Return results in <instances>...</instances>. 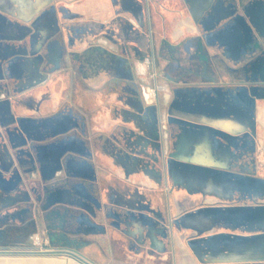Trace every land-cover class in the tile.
I'll return each mask as SVG.
<instances>
[{"label":"crops","instance_id":"obj_1","mask_svg":"<svg viewBox=\"0 0 264 264\" xmlns=\"http://www.w3.org/2000/svg\"><path fill=\"white\" fill-rule=\"evenodd\" d=\"M54 1L0 0V77L9 81L3 90L12 93L5 99V119L0 111V124H8L7 118L16 112L30 118L23 123L38 144L45 146L50 137L68 140L69 171L74 179L59 199L94 209L97 200L86 188L99 184L106 191L103 203L113 205L104 215L112 221L117 237L103 234L90 244L81 242L79 236H54L52 248L75 250L93 264H134L137 244L145 239L154 250H161L164 245L158 241L155 224L141 213L146 200L140 189L158 187L162 178H167L172 194L179 199L175 226L185 257L191 254L195 264H264V57H260L264 53V0H177L188 15L187 21L178 25L175 17H169L173 12L165 8L168 15L162 29L170 27L175 40L211 46L228 67L188 70L182 75L197 78L182 80L175 102L165 99V117L179 130L164 154L161 171L153 162L159 105H144L131 88L118 86L112 95L102 94L103 110L97 120L102 161L99 182L92 179L97 174L92 163V140L97 133L87 127L82 130L78 117L60 114L55 94L49 104L50 115L45 114L44 95L38 94L47 84L43 76L63 75L57 69L46 74L41 67L45 57L58 62L63 54L62 24L38 20L43 11L54 7ZM65 1L70 7L66 20L70 23L76 16L71 7H77V0ZM115 1L117 7H129L133 13L138 12L135 7H141L138 0ZM85 2L84 7L99 13L107 7L101 1ZM151 5L176 7V2L151 0ZM163 34L161 38L166 36L164 30ZM63 40L66 44L70 38ZM185 51L188 53V48ZM248 59L256 63L243 71L239 66ZM54 79L52 91H57L63 79ZM83 84L79 98H84L88 86L86 81ZM75 107L81 110L87 106L78 99ZM46 116L50 122L58 116L56 131L40 128L38 121ZM9 136L15 148L25 143L22 133L13 130ZM0 166L4 170L13 166L9 151L0 152ZM5 194L0 190V209L11 203ZM126 216L129 219L123 224ZM30 248L26 242L0 246V251H18L0 252V264H82L65 254L25 252ZM180 264H184L183 258Z\"/></svg>","mask_w":264,"mask_h":264},{"label":"rangeland","instance_id":"obj_2","mask_svg":"<svg viewBox=\"0 0 264 264\" xmlns=\"http://www.w3.org/2000/svg\"><path fill=\"white\" fill-rule=\"evenodd\" d=\"M85 1L87 0H77L75 3L77 7H71L76 10V16L70 23L66 21L69 19L68 11L70 7H68L69 3L65 0L54 1V7H51L50 10L46 9L38 17V20L43 19L46 20V22L51 20L57 26L62 24V29L59 34V38L62 39V57L58 62H54L48 57H45L44 61L40 60L42 62L41 67L42 69L44 68L46 74L50 71H56V69L62 70L63 74L59 76L63 79V82L60 89L57 91H52L54 84L52 78H55L54 81H57L59 77L48 78V75L43 76V79H45V81L47 80V84L45 89L38 94L44 95V112L47 115H50L49 112L51 111L49 110V104L51 97L55 94L61 104L58 109L60 112L67 111L70 107L76 108L77 100L82 99L87 108L95 110L96 115L99 116L103 110V103L99 100L100 96L102 94L106 96L112 95L118 87L115 86V84L113 85L112 80L129 77V71H127L126 65L118 62V57L120 55L125 56L126 52L119 51L116 44L111 39V36L121 37V34L114 27L100 29L91 23H87L85 21V15H87L88 11H91V7H84ZM93 1L106 3L107 7L105 8H111L116 2L115 0ZM138 1L141 7H135V10L137 9L141 19L146 20L145 2L144 0ZM175 2L176 7L158 6L151 7L149 10V16L153 22L152 31L155 51H157L158 48L159 38L164 35L163 30L166 37L169 39L171 38L170 27L162 29V26H164L163 18L168 15V13L166 14L165 12L167 8L173 12L170 17H175L174 20L176 22H180L181 19H188L185 7H182L179 1L175 0ZM128 8L129 7H125L119 11L126 19V27L124 29L125 35H128V33L133 34L135 31L134 27H136L133 21L134 14L131 10L129 11ZM175 11L176 13L174 14ZM107 15L106 19H100L98 21H106L113 16L114 13L109 9ZM199 33L201 35L202 31H199ZM89 36L92 37L94 42L100 45L99 48L104 51V55L107 54L110 57L108 58L107 65L100 62L98 70L88 74H81L80 71L78 72L80 73L79 76L75 74V71H78L80 66L75 63L77 62L78 64L79 62L80 64V59L75 61L76 59L73 52L84 50L86 46L84 42L89 39ZM68 37L70 40L64 44L63 38ZM177 41L178 40H174V42ZM50 45L51 44H48L47 47ZM191 45L193 46L188 48V54L182 52L183 55L181 54L175 59L166 60L163 58H156L155 69L151 68L147 74L141 75L139 79V85L142 91L146 92L147 87L155 89L156 95L152 103L159 105L163 124L165 112L168 110L167 106L164 105L165 99L169 98V102H175L180 97L181 88L179 86L182 80L197 78V76L193 74L183 76V73H186L188 70L203 71L205 68L211 70L227 69L228 67L225 62L215 54V50L211 46L202 48L195 43ZM106 49H108V51ZM109 51L117 53V56L112 55ZM72 53L73 56L71 55ZM47 54L46 50V56ZM256 56L259 55L256 54ZM261 56L264 57V53H262L260 57ZM255 63L256 62L248 59L239 67L244 71L252 67ZM134 66L135 68L137 67L136 61H134ZM220 78L223 80L224 76L221 75ZM84 81H86L88 86L83 92L84 98H79L77 93L83 88ZM8 82L7 79L0 77V111L3 110V119L6 118L4 113L6 109V100L12 95V93L3 90L6 89V84H8ZM94 102L98 105L94 106ZM84 109L85 108H81V111ZM48 118L47 116L45 117L46 122ZM11 120V117L7 118L9 123H11ZM97 120L95 117L93 119L88 117V119L81 121L80 126L84 131L86 130L84 127H87L88 130L96 132L99 137L100 127ZM47 126L49 127V131L54 132L56 131L57 123L52 118L51 122L50 120L48 121ZM167 126L168 131H171L174 135L179 130L176 124ZM14 128L15 126H11L10 124H0V152H10L13 158V166H11L10 173L13 172L14 182L15 184L18 183L16 188L13 186H6V188L0 189L4 191L6 193L5 195L11 200V206L0 209V226L7 223L15 224L23 222L28 214H32L33 218H28L34 222V232L40 235V237H42L41 234H43L45 238L59 236L66 239H76L75 237L79 236L81 237V242L87 240L91 244L96 242L94 241L95 238L110 233L111 239H115L117 237V232L113 228V223L107 220L104 215V211L107 210V207L113 205H106L103 203L106 191L99 184L95 187L90 186L86 188L88 195L97 200V202L93 204L94 209H92V207H79L66 200L61 201V199H59L60 196L67 193L68 189L65 186L72 183L74 179L69 171V141L62 138L58 139V141L54 140L53 143L51 142L52 144H45L44 147H42V145L36 146L38 155L41 153L40 150L46 147L44 151L45 156L42 157L40 155L35 162L30 163L25 157L21 156L24 152L23 149L15 148L10 139L9 135ZM47 142H50V139H46L45 143ZM92 156H94L97 164H100L99 157L96 156L95 152L92 153ZM17 157H20L19 160L16 159ZM93 165L97 167V171H95L97 174L92 179L94 182H99L101 181V169L98 168L99 166L96 164ZM0 168L2 167L0 166ZM140 190L146 200L141 213L145 214L146 221L155 224L158 231V241L163 243L164 247L161 250H154L147 239L138 242L135 249V255L137 257L134 264H180L182 258L184 264H195L191 254L185 257L186 253L181 250V235L175 226V217L179 215L180 204L178 202L179 199L177 200L174 195L175 193L168 194V189L165 188L163 184L158 187H141ZM89 206L91 205L89 204ZM128 219L129 218L126 216V218L123 219V224H125ZM120 229L122 228L120 227ZM112 245L113 247H119L116 243H112ZM106 248L107 246L105 249L101 250H106Z\"/></svg>","mask_w":264,"mask_h":264},{"label":"flooded vegetation","instance_id":"obj_3","mask_svg":"<svg viewBox=\"0 0 264 264\" xmlns=\"http://www.w3.org/2000/svg\"><path fill=\"white\" fill-rule=\"evenodd\" d=\"M143 1V0H142ZM145 7H146V16L147 21L143 20L139 17L138 12L133 13V21L135 22L134 27L135 31L133 34L128 33V35H125L124 29L126 27V19L119 11L124 9L125 7H117L116 4L113 5L111 8H105L102 13H99L97 10H91L88 11L85 21L87 23H91L95 25L96 27L100 29H107L108 27H114L116 28L119 33L121 34V37H115L111 36L112 41L116 44L119 51L126 52L125 56H119L118 62L120 64L126 65V68L129 71V77L128 78H119L118 80L113 79V85L119 86L122 88H131L134 89L136 92V96L141 100L144 105H148L149 103H152L151 100H149L148 95L145 91H142L140 85H139V79L141 75L147 74L151 68L155 69V60L156 58H163L166 60H170L172 58H177L179 55H183L182 52L188 54L185 49L189 48L193 45V43L186 41V39L178 40L177 42H174V38L171 34V40L164 36L163 38H159L158 48L157 51H155V43H154V36L152 31V19L149 16V10L151 9V0H144ZM111 9L114 13L113 16H111L106 21H98L100 19H106L108 16V10ZM148 12V14H147ZM176 11L174 12V14ZM180 13V12H179ZM182 13V12H181ZM183 14V13H182ZM181 14V15H182ZM170 17V16H169ZM182 18V17H181ZM180 18V19H181ZM187 19H181L180 22H186ZM177 22V25L180 23ZM137 28H139V31H137ZM104 33V32H103ZM178 34V32H177ZM91 36H89V39L84 42L85 49L81 51L73 52L75 56V61L80 59V64L78 62L75 63L76 65L80 66V69L78 71H75L76 75L80 76V73H92L99 69L100 62L107 65L109 55H104V51L101 50L99 47L100 45L93 41ZM173 40V41H172ZM94 42V43H93ZM108 51V49H106ZM132 50V51H131ZM131 51V52H130ZM111 52L112 55H116L117 53L113 51ZM117 58V57H116ZM146 59H149L148 62H146ZM134 61L137 63V67L134 66ZM151 66V67H150ZM81 71V72H80ZM155 71V70H154ZM80 72V73H78ZM125 72V70H124ZM5 97V96H4ZM168 109V108H167ZM101 110V109H100ZM95 110H90L87 107L82 110H78L76 108L70 107L67 111H61V113H69L71 116L74 115L76 118L78 117V120L81 124V121L88 119V117L93 119L94 117L96 120L99 118L98 115H96ZM168 112V110H167ZM58 116L54 117L53 119L57 121ZM161 121V112L159 111V115L157 117V120L155 121V142H154V148L156 150V156L154 157V164L158 168V171H161V165L163 162L164 154L168 153V146H171V143L173 142L175 136H177V133L174 135L171 131H168V126L171 125L169 118L165 117L164 124ZM50 142L45 143L48 145L51 142L53 143V139L49 138ZM93 147L94 152L96 155L100 158L101 157V138L97 135L93 136ZM51 143V144H52ZM40 145V144H39ZM44 147V146H42ZM46 148V147H45ZM45 148L40 150L41 152L45 151ZM41 155V153H39ZM38 155V157H40ZM45 156V155H44ZM43 157V156H42ZM38 159V158H37ZM93 164H96L99 166L98 168H102V161H100V164H97V161L95 159L92 160ZM8 177V174H6ZM164 185L165 188H167V193H172V190L170 188V184L166 179L162 178V181L159 183L158 186ZM8 186V185H7ZM17 186H15L16 188ZM1 188H6V185H3ZM29 200V199H28ZM16 204V203H15ZM11 206V204L9 205ZM28 217L33 218L32 214H28L25 217V220L23 222L11 224L7 223L2 226H0V246H9V245H21L23 242H26L30 244L31 246V236L35 233V226L34 222L29 220ZM152 223V222H151ZM42 235V241L47 240V247L52 248V237L45 238L43 234Z\"/></svg>","mask_w":264,"mask_h":264},{"label":"water","instance_id":"obj_4","mask_svg":"<svg viewBox=\"0 0 264 264\" xmlns=\"http://www.w3.org/2000/svg\"><path fill=\"white\" fill-rule=\"evenodd\" d=\"M137 31H139V28H137ZM71 55L73 56V53ZM13 112H14V110H13ZM27 119H30V118L18 115L16 112H14V117L12 118L11 123H8V124H10L11 126H15L14 130L18 134L22 133L23 137L25 138V143L18 147V148H22L24 151L21 156L28 158L29 159L28 161H30V162H35L37 160L36 149H37L39 144L35 140H32L30 138V134H29L30 128L28 127V125L23 123V120H27ZM39 120L40 121H38V125L40 126V128L42 130H45V131L48 130L49 127L47 126V123L49 120L47 119V122H46L45 118L39 119ZM19 158L20 157H17L16 159L19 160ZM6 174H8V177ZM17 184L18 183L15 184V182H14L13 172L10 173V169L4 170V169L0 168V189L3 185L13 186L15 188V186H17ZM0 252L15 253L18 251L3 250ZM25 252L34 253V254H65V255L72 257L73 259L77 260L78 262H80L82 264H93L88 259L83 257L80 253H78L77 251L72 250V249L57 248V249H53V250H49V251L29 250V251H25Z\"/></svg>","mask_w":264,"mask_h":264},{"label":"built area","instance_id":"obj_5","mask_svg":"<svg viewBox=\"0 0 264 264\" xmlns=\"http://www.w3.org/2000/svg\"><path fill=\"white\" fill-rule=\"evenodd\" d=\"M149 59H146V62H148ZM146 94L149 97V100L153 101L155 99V95H156V91L154 88H146ZM31 248L30 250L33 251H49V250H53L54 248H49L47 247V240L46 241H42V238L40 237V235H38L37 233H34L31 236Z\"/></svg>","mask_w":264,"mask_h":264}]
</instances>
